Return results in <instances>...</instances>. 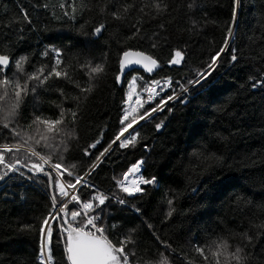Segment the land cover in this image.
<instances>
[{
  "label": "trees",
  "instance_id": "1",
  "mask_svg": "<svg viewBox=\"0 0 264 264\" xmlns=\"http://www.w3.org/2000/svg\"><path fill=\"white\" fill-rule=\"evenodd\" d=\"M61 2L0 0V47L7 46L13 57L30 55L31 64L25 66L27 72L41 65H54V51L49 50L47 56L41 53L46 49H60L64 62L61 67L68 65L72 78L84 85L88 78L77 61L106 60V73L94 81L95 90L87 100L80 101V114L75 126L77 138L71 141L70 150L64 154V164H75L73 172L83 175L90 165L97 163L98 167L85 177L88 183L104 193H115L128 201L125 205L108 202L110 211L103 223L108 228L109 238L115 240L135 228L138 255L143 256L147 252L149 257H153L164 252L172 264H186L189 258L192 264H205L195 253L194 245H208L212 240L223 237L235 246L241 243L240 233L249 231L255 236L253 222L264 220V84L253 89L254 81L249 77L261 79V73H264V0H243L239 24L230 44V47L238 49V62L229 65L230 53H224L225 63L209 78L210 83L190 87L187 103L169 101L163 111L154 113L151 119L140 121L134 126L140 134L136 145L120 148L117 142L101 158L102 162L95 158L121 127L124 91L129 80L140 78L137 79L136 91L141 93L145 82L172 79V87L165 86L156 100L145 104V108L154 107L160 99L172 95L174 90L179 93L176 82L185 83L195 78V71L203 68L210 55L222 46L231 18L232 0H197L199 7L192 13L186 8L190 0H165L169 14L155 21L145 18L143 38L132 40L127 39L133 31L129 24L136 15L121 23L113 21L109 15L102 17L93 5V11L84 12L73 20L63 16L59 7ZM44 4L48 7L44 8ZM21 8L30 15L31 25L15 23L14 18L22 16ZM189 15L200 21L203 27L189 31ZM99 23H105L107 27L96 37L91 33ZM161 23L165 25L163 31L159 29ZM81 25H84L83 29ZM21 26L24 28L23 40L18 39L21 33L17 29ZM156 31L160 32V37L156 38L159 43L152 48L153 40L149 37ZM128 48L154 55L161 67L151 73L132 71L125 74L118 87L115 77L119 54ZM173 49L185 52V61L181 65H169ZM14 72L15 68L10 64L6 74L12 76ZM61 89L69 96L68 100L61 96ZM37 94L38 101L29 95L21 106V125L26 126L34 111L56 118L59 115L57 105L75 109L77 102L71 97L81 95L79 89L64 79L50 80L38 89ZM161 120L164 125L157 130L155 124ZM4 133L7 134V130ZM97 140L100 143L96 148H90ZM85 149L90 155H85ZM200 150L222 155L225 165L222 169L216 168L214 174L208 172L197 179L193 167L199 164V160L194 153ZM141 159L145 163L140 175L146 178L156 176L157 184L142 185L146 194L128 197L119 190L113 177L121 178L131 164ZM63 179L74 183V178L67 174ZM47 180L43 174H37L35 180L10 175L0 181V264H38L39 229L51 211L52 190L48 188ZM192 188L197 190L192 191ZM92 192L93 189L77 185L71 195L87 199ZM173 194H176L173 205L176 211L166 218L169 210L167 200ZM133 205L140 209L139 213ZM113 223L118 227L112 228ZM23 225H31L32 228L22 231ZM53 225L56 264H67L63 244L55 243L59 226L55 222ZM156 236L167 240L176 251L170 254L158 243ZM253 244L255 247L249 245V250L257 258L254 264H264V235L254 239ZM208 254V264H215L214 258ZM220 259L223 264L224 258Z\"/></svg>",
  "mask_w": 264,
  "mask_h": 264
},
{
  "label": "snow or ice",
  "instance_id": "2",
  "mask_svg": "<svg viewBox=\"0 0 264 264\" xmlns=\"http://www.w3.org/2000/svg\"><path fill=\"white\" fill-rule=\"evenodd\" d=\"M243 0H232L231 18L226 28V36L222 46L215 50L205 62L203 68L195 71V78L188 79L185 83L177 81L179 93L175 90L172 95L160 99L154 107L145 108V104L152 103L156 97L165 90L162 87H172V79L166 78L163 81L153 80L151 83L145 82L142 86L143 93L147 94L144 98L142 93L136 91L137 79L133 78L127 93V100L124 101L128 106L123 109V115L120 118L118 132L114 139L96 156V161L102 162L101 158L112 149V145L119 142L120 148L134 147L138 142L139 132L135 131L134 126L144 121L146 118L151 119L153 114L158 111H163L164 106L173 100H180L181 103H187L188 93L191 88L202 86L209 82V78L217 73L221 65L225 63L223 54L229 52L227 63L234 65L240 59L238 49L230 47L235 30L239 24V11L242 7ZM95 11L103 16L109 15L113 21L121 23L128 21L129 17L136 15V18L130 22L129 27L133 29L128 40L136 39L141 36L145 18L149 21H155L169 14V6L165 0H69V2L59 3V7L63 12V16L69 19H76L78 15H83L84 12ZM44 8L48 4L42 5ZM199 7L197 0H190L186 5L189 13L195 11ZM22 16L14 18L17 25L32 24V20L28 12L21 8ZM59 19L60 17H56ZM191 27L189 31L199 30L203 24L189 15ZM203 23H207L204 21ZM84 25H81L83 29ZM105 23H99L92 29V35L99 37L106 30ZM161 31L165 30L163 23L159 24ZM21 35L19 40H23L24 28L21 26L17 29ZM160 32L152 33L149 39L153 40L152 48L158 46ZM161 39H166L161 37ZM118 43L121 41L118 40ZM49 50L56 53L55 64L49 67L41 65L32 72H27L25 66L31 64V56L21 54L18 57H13L7 46L0 47V181H4L10 175L27 176L30 180H35L37 174H43L48 178L47 186L50 190L51 211L48 216L41 222L39 229L40 245L37 256L38 264H56L54 252V225H58L57 239L55 243L63 244L65 260L67 264H172L169 255L164 252H158L153 257H149L147 252L143 256L138 255L137 241L135 239L136 229H129L128 232L116 238L110 239L108 228L103 223L105 217L109 215V201H114L120 205L128 203L126 199L116 195H109L88 183L85 179L90 176L91 172L98 167L97 163L90 165L88 171L83 175H77L72 169L75 164L65 165V153L70 150L71 141L76 137V122L79 119L81 99L87 100L95 90L94 81L106 73V60L94 62L92 59L77 61L79 67L88 78L87 84H81L72 78L68 71V65L61 59L60 49H46L41 55L47 56ZM173 54L168 60L169 65H181L185 61V52L181 49H173ZM13 65L15 72L12 76L6 73L9 66ZM119 72L116 74L117 83L121 82L122 75L126 70H132L133 66H141L145 71L151 73L161 67L160 62L152 54L145 51L133 50L128 48L119 54L118 59ZM64 79L72 83L79 89L81 95L72 96L71 99L76 101V108L65 109L62 105H57L59 115L56 118H48L37 112H33L32 119L25 125L19 122L20 109L25 99L31 95L38 101V89L43 88L50 80ZM252 83V88L255 89L264 84V73H261V79L255 76L249 77ZM210 83V82H209ZM159 89V91H157ZM61 96L68 100L69 96L60 90ZM135 101L133 102V97ZM143 110V111H141ZM172 111L171 108L168 109ZM164 125V121L155 124V128L160 130ZM133 131H129V130ZM7 130V134L4 133ZM127 134V135H126ZM100 140L91 144L90 148H96ZM147 148V145L145 146ZM38 149H48V152H42ZM85 155H90L87 149L84 150ZM199 164L193 167L197 179L208 172H215L216 168H221L225 165V157L214 152H206L200 150L194 153ZM35 158V159H33ZM145 161L143 159L135 164L123 174L122 178L113 177L116 186L127 196L132 197L137 194H146V189L142 185L157 184V177H144L139 175L136 179L129 181V175L140 173ZM22 169L26 171H22ZM55 174V175H53ZM67 174L68 177L74 178V183L71 180L65 181L63 178ZM211 178V177H210ZM77 185L93 189L91 196L87 199H82L81 195H70L67 189H77ZM192 188V191H196ZM175 195L167 200L169 210L166 213V218H170L176 209L173 207ZM74 205L70 208L69 205ZM135 208V205H133ZM139 213L140 209L135 208ZM112 228H117L118 225L113 223ZM31 225L21 226V230H30ZM151 228V225H149ZM253 228L256 229L255 236L249 231L240 233L241 243L233 246L227 238L218 237L208 245H194V251L204 261L209 262V254L214 258L215 264H222L220 257H223V264H254L257 259L254 253L249 250V245L253 248L254 239H259L264 235V220L260 223L253 222ZM155 235V233H153ZM158 243L169 253H174L176 250L167 240H161L156 236ZM207 250V251H206ZM186 264H192L189 258Z\"/></svg>",
  "mask_w": 264,
  "mask_h": 264
},
{
  "label": "rangeland",
  "instance_id": "3",
  "mask_svg": "<svg viewBox=\"0 0 264 264\" xmlns=\"http://www.w3.org/2000/svg\"><path fill=\"white\" fill-rule=\"evenodd\" d=\"M133 79V78H132ZM132 79L129 80V82L127 83L126 87H125V91H124V101L127 100V93L130 90L129 89V85L132 81ZM162 87H165L164 85H162ZM158 91V89H157ZM143 96L147 97L146 93H143V91L141 92ZM135 101V96L133 97V102ZM128 105L123 103V109L126 108ZM123 109H122V115H123ZM122 177V176H121ZM69 191V194L71 195V192L73 191V189H67ZM125 194V193H124ZM126 195V194H125Z\"/></svg>",
  "mask_w": 264,
  "mask_h": 264
},
{
  "label": "water",
  "instance_id": "4",
  "mask_svg": "<svg viewBox=\"0 0 264 264\" xmlns=\"http://www.w3.org/2000/svg\"><path fill=\"white\" fill-rule=\"evenodd\" d=\"M132 71H140V72H143V73H149V72L145 71L141 66H138V65L137 66H133V69L132 70H126V72L122 75V78H121V82L120 83H117V81H115L116 82V85L118 87L121 86L122 81H123V77L125 76V74H128V73H130ZM118 72H119V65H118Z\"/></svg>",
  "mask_w": 264,
  "mask_h": 264
},
{
  "label": "built area",
  "instance_id": "5",
  "mask_svg": "<svg viewBox=\"0 0 264 264\" xmlns=\"http://www.w3.org/2000/svg\"><path fill=\"white\" fill-rule=\"evenodd\" d=\"M139 161V160H138ZM137 162V161H136ZM136 162H134L133 164H135ZM133 164H131L129 167H128V169L129 168H131V166L133 165ZM128 169H127V171H128ZM126 171V172H127ZM140 175V173H136V174H134V175H129V177H128V180L129 181H132V180H134V179H136L138 176ZM122 177H123V175H122ZM121 177V178H122ZM71 194H72V192H71ZM127 196V195H126ZM129 197V196H128Z\"/></svg>",
  "mask_w": 264,
  "mask_h": 264
}]
</instances>
